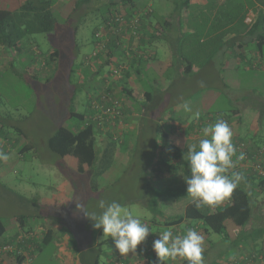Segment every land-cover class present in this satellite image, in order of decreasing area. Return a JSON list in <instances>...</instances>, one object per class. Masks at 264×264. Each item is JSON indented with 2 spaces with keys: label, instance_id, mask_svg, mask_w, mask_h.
I'll return each instance as SVG.
<instances>
[{
  "label": "rangeland",
  "instance_id": "obj_1",
  "mask_svg": "<svg viewBox=\"0 0 264 264\" xmlns=\"http://www.w3.org/2000/svg\"><path fill=\"white\" fill-rule=\"evenodd\" d=\"M197 1H191L194 8ZM204 2L209 3L211 0ZM245 2L250 4L249 0H227L229 9L224 10L234 16L241 11ZM161 3V8L164 9L170 6L171 1L162 0ZM199 3L201 2L196 4ZM84 4L86 3L73 10L71 4L54 1L52 12L57 19L56 30L31 35V45L36 47L33 48L34 54L29 53L33 51L29 47L26 48L28 51L19 56L10 55L8 52L10 63L5 66V70L0 69V119L8 121L6 130L9 133L7 140L0 137V150L10 157L7 161H0V219L7 228L1 239L19 229L20 223L15 220L17 216H25L27 221V224L23 225L24 230L19 232L21 234H27L25 231L28 228L37 230L39 225L46 223L58 227L51 237L52 240L47 243L38 242V245L41 243L42 249H34L30 258L22 264H61L60 255L63 254L60 250H71L79 239L84 246L93 241L100 243L91 255L99 254V264L108 262L107 253L114 245L112 238L110 240L104 235L102 228V234L99 235L98 228L92 227L93 221L87 219L83 212L76 208V204H84L88 211L99 214L102 211L97 207L100 199L107 203L115 201L141 220H151L153 216L156 217L154 220L158 218L150 210L155 192L148 185V168L157 141L154 139L153 121L142 124L146 127L142 131V144L134 149L127 141L121 143V137L126 134L123 126L117 127L115 131L110 130L113 135L117 134L112 137L114 140L107 138L100 142L98 137L101 153L103 154L105 149L109 152L99 158L89 172L83 174L71 169L63 158L52 152L47 145V139L55 128L60 125L70 127L71 124L78 123L76 118L70 117V110L83 112L88 96L92 93H88L89 81L80 77L79 70L84 68V57L93 60L90 57L96 45L93 31L104 8H98L99 6L96 3L93 5L92 2ZM204 7L203 5L202 8ZM0 8L13 10V0H0ZM148 8L151 11V6L146 10ZM111 10L114 14L115 9ZM169 10L170 8L164 9L166 13H162V16L169 14ZM211 14L212 11L207 10L201 16L206 15L209 19ZM239 28L241 29L240 25ZM198 31L201 32L200 26ZM138 33L134 40L143 36L140 30ZM145 42L147 39H144ZM160 42L159 50L155 51L158 58L164 60L161 56L166 41ZM126 46L130 48V39L127 40ZM180 46V51L187 50V43L182 42ZM53 49L59 50V57L54 64L45 65V57H42L41 64L33 63L34 58L37 59L36 52L48 56ZM137 49L142 52L150 51L147 46H138L135 51ZM134 55L131 50H127L126 57L130 61L137 58ZM177 57L175 55L173 58L174 68L162 69V72H166L163 76L166 77L167 83L160 91V107L154 109L153 114L164 118L172 116L179 121L183 120L187 125L197 123L194 124L196 130L190 133L198 134L205 127L203 124H214L220 120L222 112L233 119L232 111L238 110L241 118L239 128L243 136L254 138L260 144L259 147L264 148V70H261L264 67V52L261 68H252L250 73H242L241 76L236 70L226 69L222 73L226 86L211 85L198 90L194 89L207 86L206 83L211 80H202L208 78V70H202L198 75V84L191 86L181 79L178 72L181 60ZM103 58L104 56L98 62L103 61ZM89 65L87 63V66ZM212 66L217 67L214 64ZM96 68V65L92 66L93 72ZM36 71L38 76L37 80H34L30 76L35 75ZM254 73L257 75H253ZM48 77L50 81L46 82ZM169 80L172 81L171 84ZM73 94L75 98L71 101ZM183 103L190 105L191 113L183 111ZM122 104L124 106V102ZM195 112L200 113L199 119L192 118ZM15 126H18L22 133L15 131ZM163 127L165 131H170L168 125ZM129 129L127 128L128 134ZM7 142L12 143L13 147L7 145ZM27 145L31 147L24 149ZM250 192L256 198L257 190L252 189ZM179 196V202L184 203L190 198L188 194L187 198ZM174 197L176 196H172ZM176 203L177 201L171 203L167 208L177 211ZM153 227L158 228L155 225ZM73 231L77 234L74 235ZM39 233L42 237L41 231ZM103 237L108 238L107 243L103 242ZM210 239L217 244V250L212 252V260H203V264H213L219 257H228L232 253L229 240L216 233H211ZM89 263L90 261L85 264Z\"/></svg>",
  "mask_w": 264,
  "mask_h": 264
},
{
  "label": "crops",
  "instance_id": "obj_2",
  "mask_svg": "<svg viewBox=\"0 0 264 264\" xmlns=\"http://www.w3.org/2000/svg\"><path fill=\"white\" fill-rule=\"evenodd\" d=\"M22 1L24 0H18V2L17 0H13L14 7L16 3L20 4ZM55 1L71 4V8H73V10L79 8L76 7V1L79 0ZM109 1L110 0H90L86 2V4L92 2L94 5V3H96L99 6L98 8H104L103 15H105L106 10L112 8V6H110V8L108 6ZM161 1L162 0H134L131 9L127 13L141 15V18L145 15V18L143 17V19L140 21V31L142 33L143 29V33H147L146 36L141 37L147 39V42L144 43L142 39V41L135 40V42H133V47L134 50H136V47L138 46H147L150 50L147 51L150 56L149 59H140V61L135 60L136 62L131 68L129 77L125 80L127 86L126 93L120 94L118 92V96L121 97V100L124 102L125 106L123 127H125L126 134L121 137V143L123 144L127 141L128 145L133 149L135 147H139V144H142L140 142L142 140V131L146 129V127H143L142 124L147 123L148 121L154 122L153 132L154 139L156 140L158 131L164 130L163 126L165 125L170 127L169 132L175 131L184 135L188 139V143L189 141H196L202 138V133H190L193 130H196L197 127L194 126V124L197 123L187 125L183 120L180 119L181 121H179V119H174L172 116L164 118L159 114H153L154 109H159L160 107V91L167 83L166 77L163 76L166 72H162V69L165 67L174 68L173 58L175 55L178 56V60H181L178 64V72L181 75V79L183 81H187V83L191 86L198 84V75L202 73V70H208V73L211 77L207 74L208 78L202 79L203 81L211 79L208 80V83H206L207 86L196 87L194 90L208 88V86L211 85L217 87L226 86V80L222 75L226 69L236 70L238 75L241 76L242 73H250L252 68H261L262 65L261 60L263 58L264 47L263 50L258 53L254 46L253 37L248 33V27L252 24L258 11L261 10L264 14V7L260 8L257 0H249L250 4L245 2L241 11L234 16L230 15V13L228 14V11H225L226 9H229V6L226 4L227 0H211L209 3L204 2L206 0H198L195 2V8L194 4L191 2H194V0H188L187 3H185L184 0H168L171 1V4L169 7H165L164 9L170 8V10L168 12L169 14H166L164 17L162 16V13L166 12L161 8V6L163 7ZM198 2L201 3L196 4ZM203 5L205 6L204 8H202ZM148 6H151L152 11L146 17L147 14H145V10ZM207 10L212 11L209 19H207L206 15L204 17L201 16V14L206 13ZM103 15L101 17L100 13V20L96 28L101 24ZM161 19H163V21H161ZM239 25L241 26V29L239 28ZM199 26L201 27V32L198 31ZM161 40L166 41V44H163L164 51L162 50L163 54L161 56L164 58V60L159 59L158 53L156 52L159 50V43H161ZM182 42L187 43L186 51H180V45ZM155 44H158L159 46H156ZM177 48L178 50L176 51ZM138 50L139 49H137V51ZM131 51H133V49ZM8 52H10V55L17 56L24 53L23 51L17 53L16 50H1V70H5V66L10 63V56L7 54ZM122 53L117 54L119 60H125V56ZM95 62L92 64H95ZM33 63L40 64L37 62V60H33ZM213 64L217 65V67L212 66ZM261 70L263 71L264 67H262ZM79 73L81 78H86L89 81L90 88L98 81V75L93 74L92 66H84L83 69L81 68V70H79ZM253 75L257 74L254 73ZM91 81L93 82L91 83ZM170 81L171 80H169V82ZM171 83L172 81L169 84ZM74 96V94L71 96V101H74ZM87 108L88 106L86 105L83 112L86 113ZM232 113L234 115L233 119H231V117L225 113L227 120H229V126L233 132L232 137L246 141L247 144H249V146L253 149L259 148L260 144L254 138L252 139L243 136L239 128L241 119L239 111L233 110ZM221 114L225 115L223 112ZM203 125L206 127L209 124L205 123ZM127 128H130L129 134L127 133ZM114 136H117V134L113 135L112 137ZM98 137L100 142L102 140L104 141V139H107V137L103 134H98L97 138ZM119 139H117V141ZM100 142L97 141L98 147L100 146ZM99 151V154H102L100 147ZM108 152V149H105L103 154L105 155ZM156 153L155 145V149L153 150L152 158L150 160V167L148 168L149 181L153 176L151 169L156 158ZM245 188L248 191L252 189L257 190L256 198L253 197V216L250 222L243 229H238V227H236L233 222H230L231 220L226 221V230L228 234V240L230 241V248H232V253L226 257L227 259L223 258L219 260L222 264H231V261L234 260L235 257L240 258V255L244 253H261V251H264V189L260 188V186L257 184V181H248L245 184ZM153 218L156 217L153 216L151 220H141L142 222L148 224L150 229L153 231L149 233L147 238L161 233L167 229H171L173 235H183L185 234L186 228H194L195 226H198L201 230L200 222L182 221L177 225L166 227L164 226V220L166 219L163 216H158V218L155 220ZM21 224L26 225V219H24ZM153 225L157 226L158 228L154 229ZM18 226H20V224H18ZM43 229L52 230V234L54 235L55 229H58V227L55 224L46 223L39 225L37 230H34L33 228L26 229L25 232L30 231V233L27 232V234H24L28 238V243L26 244L27 249L32 251L39 247L37 243L41 241V236H38L37 240L35 241L32 234L37 236L40 234V231L41 233L44 232ZM22 230L24 229L19 227L15 233H10L7 237L0 239V242L6 243L15 235L19 234V232ZM198 232L201 233V231ZM73 234L76 235L77 233L75 234L73 231ZM98 234H102L101 228L98 229ZM108 238L111 240V237ZM108 238L103 237V241L106 240L107 243ZM147 238L137 246L135 252H129L127 255H124L126 264H142L141 258H143L145 253L148 252L147 247L150 246ZM79 240H77L78 247L76 250H70L67 248L60 250L64 256L63 257L60 255L61 264H85L88 261H90L89 264H94L95 257L93 255L87 259H82L81 255L82 252L92 250L95 251V248L98 247L100 243L93 241L87 246H84V243ZM203 248V260L206 261L208 259L211 261V254L213 251L217 250V244L213 243L209 237L208 239L204 240ZM117 252L118 251L113 245L111 250L107 253V264L115 261ZM82 260L85 261L83 262ZM22 262L26 263L25 259H23ZM165 262L166 264H185L184 261L179 257L176 260H168ZM0 264L17 263L14 257L2 255L0 257Z\"/></svg>",
  "mask_w": 264,
  "mask_h": 264
},
{
  "label": "trees",
  "instance_id": "obj_3",
  "mask_svg": "<svg viewBox=\"0 0 264 264\" xmlns=\"http://www.w3.org/2000/svg\"><path fill=\"white\" fill-rule=\"evenodd\" d=\"M54 1L55 0H24L20 4L16 3L13 10L0 8V51L3 49L6 51L16 50L17 53H19L21 51H28L26 48L29 47L31 48V50H33L29 53L34 54L33 48L36 49V47L31 45V39H29L30 36L39 33H51L56 30L57 19L52 12ZM88 1L90 0L76 1V7H80L83 3H86ZM133 2L134 0H110L108 6L109 8L110 6H112V8L115 9L114 13L116 15L117 13H123L125 14L126 18L132 19L133 17H137L141 21L143 17L145 18V15L141 18V15L138 14H127L131 9ZM184 2L187 3L188 0H184ZM257 3L260 8L264 7V0H257ZM111 9H107L105 15H103L104 12L102 10L101 17L103 15V20L101 24L94 29V38L96 30H98L99 27L104 24V22L111 16L114 17L115 14H113V10ZM151 11L150 8L145 10V14H147L146 17L151 13ZM140 21L138 23L136 31L140 30ZM248 30V33L253 37L256 51L258 53L261 52L264 47V14L261 10L258 11L252 24L248 27ZM146 34L147 33L144 32L143 37L146 36ZM149 35L151 36L150 33ZM141 39L144 41V38L136 40ZM133 42H135L134 36L130 39V48L131 50L133 49L132 53H135L134 57L137 58L132 59V61H130V59L126 57L127 55L125 41L123 39H120V36L117 34H110L109 40L106 43V49L108 51L105 53L103 61L97 62L98 60L102 59L101 53L99 51L95 54L96 56L93 57V60H90L89 57H84L82 65L87 66V63L90 64L89 67L96 65L97 68L96 71L93 72V74L98 76L100 75L98 81L94 85H92L90 89H88V93L95 89L97 90L98 87H100V85L104 83V79L111 77L107 72L109 65L116 66L119 63H122L124 65V68L119 71L121 75L120 77L111 78L110 88L114 89L113 91L119 90L120 94L126 93L127 86L125 80L129 77L131 68L136 62L135 60L140 61V59L145 60L146 58H150L147 52H142L139 50L135 51ZM96 49L97 48L95 46L94 51ZM120 53L125 56V60H119L117 54ZM35 55H37V59L36 57L34 59L37 60V62H39L40 64L42 62V57H45L46 59L44 60L46 61L45 65H47V63L54 64V62L59 57V50L53 49L48 54V56L40 54L39 52H36ZM112 59L115 60L112 61ZM93 62H95V64H92ZM103 69L106 70L104 71L106 73L103 72ZM37 72L38 71L35 72V75L33 74V76L30 77L34 80H37ZM49 81L50 78H46V82ZM119 98L121 99L120 96ZM87 105L88 108L86 109V113H80L70 110V117L76 118L78 120V123H73L70 125V127L62 125L58 126L54 129V131L47 139V145L49 149L63 158V160L71 169L82 174L89 172L95 166L97 161H99V158L101 159L102 157L106 156L104 154L101 157L99 156L100 151L97 144V135L103 133L95 126L94 123H84L87 120L86 118L90 116L89 113L91 109L89 107V102ZM124 117L125 106L122 107L123 120ZM220 118L227 122L229 121L226 118V114H221ZM7 122L8 121L0 119V137L6 140L9 136V133L6 130ZM110 130L107 131L104 135L107 138L113 140ZM15 131H19V133H22V130L18 126H15ZM198 143L199 140L189 141L188 143V139L184 135L175 131H158L156 142L157 153L151 169V173H153V176L149 181L150 189H153L155 192V197L151 202L152 206L150 210L154 215L163 216L166 219L164 220V226L166 227L177 225L182 221L200 222L201 230L198 226H195L194 228L197 231H201V233H199L204 237V240L208 239L211 233L219 234L223 237V239L228 240V234L225 224L226 221L231 220L234 225L238 227V229H243L250 222L253 216L254 199L250 191L245 188V184L248 181H257V184L260 186V188L264 189V179L259 178L258 180L255 174L238 171L243 175L244 179L233 191L230 198L226 199L222 203L215 206L204 205L202 208L196 209L191 203V197L188 199V201H185L186 203H184V201L179 202V195L185 196L187 198L186 184L183 179V177L190 175L186 151H188V149L193 145H196L198 150ZM7 145L13 147L12 143L9 144L7 142ZM30 147V145H27L24 149ZM248 148L249 150H251L249 154L254 153L253 148H251L249 144ZM231 173L232 171L228 172V175H230ZM172 196L176 197L172 198ZM176 201L177 203L175 205L178 206L177 211H175L174 209L169 210V208L167 207H169L171 203ZM24 219L25 216H17L15 218L17 223H20V228H23V224L21 223ZM6 229L7 228L5 224L0 219V239L5 234ZM43 231V236L41 237L40 242H50L52 240L51 237L53 236L52 230L43 229ZM158 235L156 234L147 238L150 246L147 247L148 252L145 253L143 258H141L142 264H159L156 254L152 251V243L155 239L159 238ZM32 236L35 241L37 240L38 236L40 237V235L36 236L35 234H32ZM27 240L28 238L26 235L19 233L8 240L6 243L0 242V248H3V246L7 244H12L13 247L11 250H8L6 252L4 250H0V257L2 255H9L11 257H14L17 264H21L23 259L26 260L30 258L33 251H30L26 248V244L28 243ZM103 242L106 243V240ZM41 243L38 247V250L42 249ZM76 249L77 244L75 242L74 246H72V250ZM93 252L94 250L82 252V259L90 258L92 256L91 253ZM251 253L254 252L244 253L240 255V258L235 257L234 260L231 261V264H246L247 260L251 258L250 256H252ZM116 254L117 255L115 256V261L122 262L121 264H126L124 255L122 256L118 252ZM255 254L256 256H259L253 259L252 264L264 263V251H261V253L255 252ZM260 255H262L261 258H259ZM93 256L95 257L94 264H99V254H93ZM243 257L244 259H242ZM222 258L226 257H219L216 260L217 262L213 261L212 263L222 264L219 261ZM82 261L84 262L85 260ZM115 261L111 262L110 264H115ZM184 263L187 264L186 261H184ZM164 264H166V262H164Z\"/></svg>",
  "mask_w": 264,
  "mask_h": 264
},
{
  "label": "clouds",
  "instance_id": "obj_4",
  "mask_svg": "<svg viewBox=\"0 0 264 264\" xmlns=\"http://www.w3.org/2000/svg\"><path fill=\"white\" fill-rule=\"evenodd\" d=\"M186 113L192 109L188 103L181 105ZM200 113L192 114L199 119ZM202 138L197 146L187 151V163L190 175L183 177L186 193L196 209L204 205L215 206L230 198L233 191L244 179L240 172L227 173L235 167L232 157L236 149L232 142L233 132L227 121L220 119L201 129ZM9 155L0 150V161H7ZM243 159V153L238 157ZM97 207L99 214L87 210L84 204H76L83 215L93 221V228H102L103 234L111 237L115 249L120 255L135 252L137 246L153 232L148 224L141 221L132 212L124 210L121 204L107 203L100 199ZM204 237L195 228H186L185 234L173 235L171 229L159 233V238L152 243L159 264L178 257L187 264H203Z\"/></svg>",
  "mask_w": 264,
  "mask_h": 264
},
{
  "label": "built area",
  "instance_id": "obj_5",
  "mask_svg": "<svg viewBox=\"0 0 264 264\" xmlns=\"http://www.w3.org/2000/svg\"><path fill=\"white\" fill-rule=\"evenodd\" d=\"M139 21L140 19L137 17H133L132 19L126 18L123 13H117L114 17L111 16L99 27L98 30H96L95 46L97 49L92 53V58L96 56L95 54L98 51L101 53V57H105V53L108 51L106 49V43L109 40L110 34H117L120 36V39L125 41L127 55V50H131V48L126 46V42L133 36H138L139 33L136 31V28L138 27ZM114 60L115 59H112V61ZM123 68L124 65L122 63H119L116 66L109 65L107 72L111 77L104 79V83L100 85L97 90L95 89L91 91V95L88 96L89 107L91 110L89 113L90 116L86 118L87 120L84 123H94L103 134L110 129L114 131L117 127L123 126L122 100L116 95V91H113L114 89L110 88L111 78L120 77L121 75L119 71ZM232 142L236 149L235 155L232 157L235 167L230 169L229 172L243 171L245 173L255 174L258 180L259 178L264 179V148L259 147L253 149L254 151H252L254 153L249 154L251 150H249L246 141L232 137ZM241 153H243V159L238 158ZM12 248L13 247L10 248V245L7 244L4 245L3 248H0V250L6 252ZM251 255L252 256L248 255L251 258L247 260L246 264H252L253 259L259 256H256L255 253H251ZM261 257L262 255H260L259 258ZM242 259H244V257ZM121 263L122 262L119 261L115 262V264Z\"/></svg>",
  "mask_w": 264,
  "mask_h": 264
}]
</instances>
